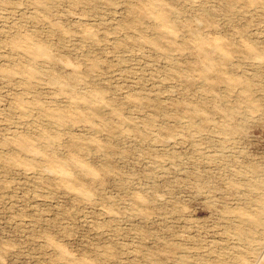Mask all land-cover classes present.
I'll return each instance as SVG.
<instances>
[{"label":"rangeland","instance_id":"rangeland-1","mask_svg":"<svg viewBox=\"0 0 264 264\" xmlns=\"http://www.w3.org/2000/svg\"><path fill=\"white\" fill-rule=\"evenodd\" d=\"M0 264H264V0H0Z\"/></svg>","mask_w":264,"mask_h":264}]
</instances>
